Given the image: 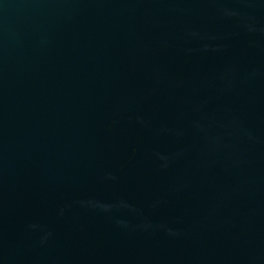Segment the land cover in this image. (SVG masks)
Masks as SVG:
<instances>
[{"label":"water","instance_id":"95a60500","mask_svg":"<svg viewBox=\"0 0 264 264\" xmlns=\"http://www.w3.org/2000/svg\"><path fill=\"white\" fill-rule=\"evenodd\" d=\"M0 264H264V0H0Z\"/></svg>","mask_w":264,"mask_h":264}]
</instances>
